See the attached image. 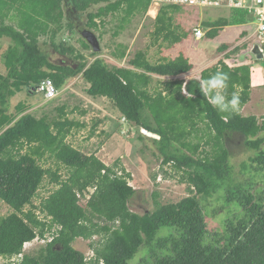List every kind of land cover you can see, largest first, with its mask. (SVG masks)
I'll return each instance as SVG.
<instances>
[{"label": "trees", "instance_id": "obj_1", "mask_svg": "<svg viewBox=\"0 0 264 264\" xmlns=\"http://www.w3.org/2000/svg\"><path fill=\"white\" fill-rule=\"evenodd\" d=\"M151 2L0 0V37L14 40L6 58L9 77H0V201L12 209L0 217V257L16 256L23 252L26 242L44 236L47 223L33 212L37 207L25 208L33 205V198L49 175L56 189L43 200L42 209L51 221L47 226L60 224L61 228L51 242L25 254L20 264H264V120L260 122L256 115H244L240 110L220 113L199 88L203 79L217 71L228 73L226 94L229 98L233 93L238 95L239 107L243 106L252 88L250 65L241 62L244 56H236L240 64L232 62L231 66L225 57L231 60L232 51L227 52L224 59L186 79L178 76L191 71L193 64L182 53L175 59L162 58L153 63L145 51L138 50L127 63L142 72L118 64L110 66L100 57L88 66L86 55L64 37L76 35L82 49L98 55L101 50L94 51L81 31L93 30L101 43L110 14L117 17V27L124 28L135 16L142 19ZM13 9L17 15H11ZM177 9V5L160 9L154 20L153 44L159 38L175 44L190 36V31L177 33L174 29L172 12ZM234 10L229 18L204 21L205 28L211 27L206 37L214 38L227 25L249 21L245 11ZM59 33L63 37L57 44ZM118 33L116 29L113 35ZM41 36L50 38L56 55L79 61V66L50 58L41 45ZM228 47L224 43L219 54ZM114 55L124 59L126 47L114 50ZM79 72L89 83L88 95L112 99L121 117L156 135L149 137L163 163H172L183 172V181L190 184L188 196L176 203L156 201V207L143 214L133 212L129 203L138 190L129 184L130 174L126 168L119 172L95 154L88 155L67 142V126L74 122L38 118L26 112L34 105L24 100L16 105L15 112H7L9 100L18 92L24 91L29 97L41 92L47 99L37 89L44 80H52L59 92ZM152 74L170 78L163 81L166 94L160 86L156 94L148 91ZM121 127L119 123L116 131ZM237 133L245 137L248 147L258 149L252 159L257 166L245 181L229 184L231 165L224 139ZM144 136L137 135L140 141ZM201 147L203 155L199 153ZM47 155L67 168L68 175L44 168L40 161ZM222 188L225 191L220 195ZM79 195H88L85 204H81ZM218 195L225 200L220 207V212L224 210L222 223L210 231L203 201ZM95 234L101 239L88 261L72 241Z\"/></svg>", "mask_w": 264, "mask_h": 264}, {"label": "rangeland", "instance_id": "obj_2", "mask_svg": "<svg viewBox=\"0 0 264 264\" xmlns=\"http://www.w3.org/2000/svg\"><path fill=\"white\" fill-rule=\"evenodd\" d=\"M235 11L236 10L230 8L191 7L181 5L179 9L172 12L175 23L174 29L177 33H182L185 30L190 31V36H192L193 27L198 25L203 26L204 21L211 20V22H215L222 17L229 18ZM17 12V10L13 9L11 10V15H17ZM140 17H138V15L135 16L130 24H125L124 28H120L117 27V17L110 14L107 17V30L100 43L101 52L98 55H89V49H82V45L76 35H65L64 37L69 44L76 46L78 51L86 55L88 66L96 57H100L104 58L110 66L118 64L120 66L136 69L127 62L128 58L134 57L138 50L145 51L149 61L157 63L163 61L162 58H167V60L175 59L181 53L189 56V54L193 53L194 49H196L194 54L197 55L193 60H197L198 57V62H201L205 59L214 60L215 58L214 62L211 63V65H213L218 62V49L224 43H228L230 47L226 48V51L221 53L220 56L224 59V55L232 51L231 55H233V58L229 60L225 57V60H227L229 64L233 62L239 65L240 63L237 62L236 56L242 54V50L245 48L244 46H247L251 41H246V39L251 38L257 28L256 23L250 17L249 21L245 23L225 26L223 30H225L226 33L222 34L223 32L221 29V33L214 38L203 37V39L195 41L197 40L196 38L192 39L188 38V36L182 42H177L175 44H172L173 42L171 39H169V42L164 41L163 38H159V40L153 44L155 39L152 36L155 22L153 19L154 17L149 14L143 16L142 19H140ZM7 21L16 23V20ZM116 29L119 30V33L118 35H113ZM203 29L208 31L211 27H203ZM62 37L63 36L59 33L55 39L57 44L61 42ZM253 38L252 40H256L257 38L264 39V36H260V33H258L255 34ZM40 40L41 45L46 50L49 57L61 62V56L56 55L53 51L54 46L50 42V38L41 36ZM46 40L47 42L45 44L44 41ZM13 44L14 40L11 37H0V77H9L10 68H8L6 58ZM241 44H243V46H240V48L236 50V46ZM124 47H126L127 56L124 59H118L114 55V50L118 51L119 49H124ZM241 62L249 64L250 66L251 64H261L264 68V59L256 60L254 58L244 57ZM63 63H74L76 67L79 66V61L74 62V60H70L67 57L63 58ZM234 64H231V66ZM136 70L142 72V69ZM200 72L199 70H195L192 74L199 75ZM181 77L189 79L192 77L191 72H188L185 77ZM168 79L170 78L152 74V80L147 87L149 89L148 91L156 94L159 92V89L162 88L163 94H166L163 81ZM253 79L255 83H258L257 75L254 74ZM159 86L161 88H159ZM88 87L89 83L83 79L82 73L79 72L75 77L68 80L66 85L55 97H53L54 100L51 99L48 101L41 92L32 94L30 97L28 94L24 93V91L21 93L18 92L9 100L7 112H15L16 105L24 100L34 105L33 107H29L26 112H31L38 118L47 116L49 121L55 119H68L74 122L75 125L67 126V129L70 130L67 136V142L88 155L95 154L107 165H114L115 169L119 172H121L122 168H126V172L130 174L128 177L130 181L129 184L138 190L129 203L130 210L133 212L143 214L145 211L154 209L156 207V201L163 204L176 203L188 196L190 194V184L187 181H183V172H178L173 167L172 163H163L162 155L159 154V151L156 149L153 141L149 137V133L140 131V129H142L140 126L135 123L132 124L129 120L121 117L120 113L117 111L115 112L116 107L112 99L105 96L92 97L88 95ZM62 106L65 107L64 110H62ZM239 109L244 115H256L260 122L264 120V82L260 87H257L251 94L250 99L243 106H240ZM119 123L122 127L119 131H116V126ZM139 133L143 136L145 135L142 141L137 137ZM224 144L229 150V161L231 165L227 183L233 184L238 181H245L250 174L256 171L257 164L253 162L252 159L259 152L258 149H251L248 147L245 143V137L238 133L235 135L233 134L229 138H225ZM207 147L210 148V146ZM202 148L203 147L200 148L199 153ZM262 148L264 149V142ZM26 149L27 146H25L22 151L25 152ZM200 155H203L202 152ZM40 162L44 168L50 167L61 176L65 174L66 176L68 175L67 168L60 166L50 155H47ZM243 164H247V168H243ZM51 178V176L46 175L43 185L33 198V205H27L25 208L27 211L32 207H37L33 209V212L36 213L39 220L47 224H50L51 221L44 216L45 213L42 209V202L56 189L55 183L49 182ZM257 178H259V176ZM224 188L220 190V195L225 191ZM92 190L91 188L90 191ZM80 197L81 204H85L88 195L85 197L81 195ZM203 202L206 204L207 228L210 231L216 230L222 223L221 214L224 210L222 209L220 212V207L224 204L225 200L218 195L216 197H207ZM10 212H12L11 207L5 202L0 201V217L7 216ZM47 224L44 227L45 234L43 237L37 236L33 240L26 242L23 247V252H21L20 255L10 259L6 256L0 257V264H20L25 254H32L42 245L51 242L55 232L58 229L60 230L61 225L54 224L49 227ZM162 231L163 230L160 232ZM100 239V234L88 237L79 236L72 241V245L76 249L82 251L89 261L90 258L94 256L95 247L98 246ZM138 257L139 254L136 256V259Z\"/></svg>", "mask_w": 264, "mask_h": 264}, {"label": "clouds", "instance_id": "obj_3", "mask_svg": "<svg viewBox=\"0 0 264 264\" xmlns=\"http://www.w3.org/2000/svg\"><path fill=\"white\" fill-rule=\"evenodd\" d=\"M165 5H177L180 6L181 5H178V4H164L162 5L159 10H157V8H155V6L153 5V1L151 2V5L147 11V14L151 15L152 17H154L153 19L155 20L160 9L165 6ZM182 6H186V5H182ZM191 7H197V6H191ZM146 14V16H147ZM249 16V15H248ZM204 26H201V25H198V26H195L193 27L192 29V36H189L188 38H196L197 40L195 41H199L201 39H203V37H206V34L207 32L209 31H206L203 29ZM262 27H264V25H262ZM196 28L202 30L203 32V35L200 37V38H197L195 33H196ZM207 28V27H206ZM223 31V29H222ZM221 33V32H220ZM253 36V34H252ZM251 36V38H247L246 41L248 40H251L252 43L251 45L246 49V50H242V54L244 57H250V58H254L252 55L250 54H245L246 51L250 50L253 46V44H255L257 41L256 40H252L254 39L253 37ZM250 37V36H249ZM250 41V42H251ZM249 42V44H250ZM237 46H243V44L241 45H237ZM236 46V47H237ZM263 49H264V46H262ZM196 49L193 50V53L195 52ZM226 51V50H225ZM185 56V54H183ZM221 54L217 55L218 56V59L217 61H219L221 58H223L222 56H220ZM186 57V56H185ZM188 58V57H186ZM189 59V58H188ZM215 59V58H214ZM255 59V58H254ZM258 60V59H256ZM190 61V59H189ZM227 63H229L227 60H225ZM191 62V61H190ZM192 63V62H191ZM193 64V63H192ZM194 69V64H193V68L191 69V71ZM189 71V72H191ZM202 71V70H201ZM188 73V72H186ZM185 73V74H186ZM185 74H182L178 77L182 78L181 76H185ZM195 76V75H193ZM190 79V78H189ZM228 80H229V74L228 73H225V72H222V71H217L215 74H212L210 75L208 78L206 79H203L201 82H200V85H199V88H200V91L202 92L203 96L207 99L208 103L212 105L213 108H215L218 112L220 113H239V105H240V99H239V96L236 95L235 93H233L231 95V97L229 98L228 95L226 94V88L228 86ZM53 99V98H52ZM47 100H50V99H47ZM140 131H144V132H148L147 130L145 129H141ZM149 133V132H148ZM152 133V132H151ZM150 135V134H149ZM155 136V135H153ZM130 183V181H129ZM55 236V235H54ZM54 239V238H53ZM52 241V240H51ZM21 254V253H20ZM18 254V255H20ZM17 256V255H16ZM7 257V256H6ZM14 257V256H13ZM8 259H10V257H7ZM12 258V257H11Z\"/></svg>", "mask_w": 264, "mask_h": 264}, {"label": "built area", "instance_id": "obj_4", "mask_svg": "<svg viewBox=\"0 0 264 264\" xmlns=\"http://www.w3.org/2000/svg\"><path fill=\"white\" fill-rule=\"evenodd\" d=\"M153 5L157 10L164 4H178L186 6L197 7H215V8H230L245 11L249 17H251L256 23V32L260 33V36H264V0H152ZM197 38L203 35L202 30L196 28L195 33ZM257 42H260L264 46V39L257 38ZM38 91H43L47 99H52L58 94V90L50 79L44 80L38 87Z\"/></svg>", "mask_w": 264, "mask_h": 264}, {"label": "crops", "instance_id": "obj_5", "mask_svg": "<svg viewBox=\"0 0 264 264\" xmlns=\"http://www.w3.org/2000/svg\"><path fill=\"white\" fill-rule=\"evenodd\" d=\"M222 32H223L222 34L226 33L225 30H223ZM196 55L197 54L192 53V54H189V56L188 55L186 56V54H185V56L188 57L190 59V61L194 64V69L191 71V76L195 75V74H192L195 70L201 71L204 68H206L208 65H211V63L214 62V60H215V59L214 60H211V59L206 60L205 59L204 61L198 62V57H197V60H193V58ZM250 71H251V85H252L251 94H252L257 89V87H260L264 82V68L262 67L261 64H251ZM254 74L258 76V83L254 82V79H253Z\"/></svg>", "mask_w": 264, "mask_h": 264}, {"label": "water", "instance_id": "obj_6", "mask_svg": "<svg viewBox=\"0 0 264 264\" xmlns=\"http://www.w3.org/2000/svg\"><path fill=\"white\" fill-rule=\"evenodd\" d=\"M81 34L86 38L87 42L92 46L94 51H99L101 48L100 41L93 30L83 29ZM245 54L252 55L255 59L263 60L264 59V49L260 42L253 44L252 48L245 52ZM150 135H155L154 133L149 132ZM156 136V135H155Z\"/></svg>", "mask_w": 264, "mask_h": 264}, {"label": "flooded vegetation", "instance_id": "obj_7", "mask_svg": "<svg viewBox=\"0 0 264 264\" xmlns=\"http://www.w3.org/2000/svg\"><path fill=\"white\" fill-rule=\"evenodd\" d=\"M250 45H251V43L248 45V47H249ZM248 47H247V48H248ZM247 48H246V49H247ZM246 49H244V50H246ZM244 50H243V51H244ZM62 62H63V59H62Z\"/></svg>", "mask_w": 264, "mask_h": 264}]
</instances>
